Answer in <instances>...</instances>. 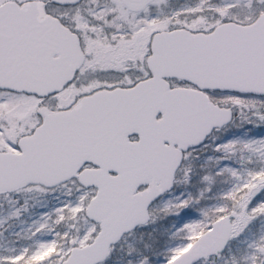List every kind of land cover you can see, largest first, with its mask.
<instances>
[{"label":"snow or ice","instance_id":"1","mask_svg":"<svg viewBox=\"0 0 264 264\" xmlns=\"http://www.w3.org/2000/svg\"><path fill=\"white\" fill-rule=\"evenodd\" d=\"M234 115L264 124V0H0V194L62 190L0 264H151L128 237L184 209L163 264L221 256L264 217V136L215 145L248 153L220 203L164 197ZM248 248L264 264V236Z\"/></svg>","mask_w":264,"mask_h":264},{"label":"rangeland","instance_id":"2","mask_svg":"<svg viewBox=\"0 0 264 264\" xmlns=\"http://www.w3.org/2000/svg\"><path fill=\"white\" fill-rule=\"evenodd\" d=\"M192 0H162V7L189 4ZM251 119V118H250ZM264 136V124L256 125L242 120L239 115L225 127L215 131L203 145L196 148L189 157L192 171L187 183L174 184L170 193L165 194L164 199L184 197L191 194L193 200H199V207L211 206L220 203V196L234 183L233 178L225 173H216L225 166L239 167L243 173L248 167V153L235 151L229 159H220L224 154L215 150V145L222 144L231 139H249ZM208 175L210 181H204ZM61 189L48 193L30 192L6 196L0 194V254H6L11 247L21 244H34L28 239L31 226L34 221L41 219V214L58 206L61 198ZM17 200V203L11 201ZM258 202L254 200V203ZM254 206V204H253ZM19 208L18 215L12 213ZM156 219L143 226L140 232L128 237V242H136L141 251L148 256L151 264H163L165 254L171 247L181 243L183 233L177 229L191 219L198 218L199 214L194 209H184L178 215L157 211ZM264 236V217H257L236 238L231 239L222 254L216 258H210L207 264H246L245 257L250 249L248 245L254 240ZM144 245H148L147 248ZM54 251L47 248L34 259H43Z\"/></svg>","mask_w":264,"mask_h":264},{"label":"flooded vegetation","instance_id":"3","mask_svg":"<svg viewBox=\"0 0 264 264\" xmlns=\"http://www.w3.org/2000/svg\"><path fill=\"white\" fill-rule=\"evenodd\" d=\"M215 131H217V130H215ZM215 131H214V132H215ZM214 132H213V133H214ZM209 138H210V137H209ZM209 138H208V139H209ZM208 139H207V140H208ZM207 140H206V141H207ZM206 141H205V142H206ZM205 142H204V143H205ZM199 147H200V145H197V146L195 147V149H196V148H199ZM195 149L192 151V153H194Z\"/></svg>","mask_w":264,"mask_h":264},{"label":"water","instance_id":"4","mask_svg":"<svg viewBox=\"0 0 264 264\" xmlns=\"http://www.w3.org/2000/svg\"><path fill=\"white\" fill-rule=\"evenodd\" d=\"M226 247V246H225Z\"/></svg>","mask_w":264,"mask_h":264}]
</instances>
